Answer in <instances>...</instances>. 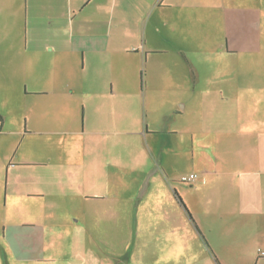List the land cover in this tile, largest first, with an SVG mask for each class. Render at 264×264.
I'll return each mask as SVG.
<instances>
[{"label":"crops","instance_id":"obj_1","mask_svg":"<svg viewBox=\"0 0 264 264\" xmlns=\"http://www.w3.org/2000/svg\"><path fill=\"white\" fill-rule=\"evenodd\" d=\"M216 59L264 61V0H0V214L131 220L145 264H264V74ZM46 133L69 137L20 155Z\"/></svg>","mask_w":264,"mask_h":264},{"label":"rangeland","instance_id":"obj_2","mask_svg":"<svg viewBox=\"0 0 264 264\" xmlns=\"http://www.w3.org/2000/svg\"><path fill=\"white\" fill-rule=\"evenodd\" d=\"M155 61L147 64L148 73L155 72L158 64L157 57H151ZM172 61H165L163 71L178 72L180 65ZM179 62V61H178ZM135 62H129L128 66H134ZM204 68L211 73H225L230 70L246 73H263L264 61L256 63L248 61L246 64L236 62L227 63L221 59L212 60L210 63L204 61ZM229 67H231L229 69ZM134 74V68L128 69ZM131 113H128V115ZM110 121L102 125V128L114 130L120 126L114 124L113 113L104 112ZM159 119L160 112L151 114ZM81 117V112H80ZM178 121V118H174ZM171 118L165 122L171 124ZM174 122V121H172ZM91 125L90 127H92ZM98 127V126H97ZM73 125L60 126L59 129L70 130ZM64 133H46L41 136H29L20 147V155L29 153L36 149L42 153H50L49 139H63L67 137ZM69 137V136H68ZM16 145L12 146V150ZM16 150V149H15ZM36 167L21 168L22 171L31 175L28 180L33 182L32 176ZM34 198L25 207L17 209L11 207L8 212L12 216L5 217L0 214V264H145L146 254L141 248L139 240L135 241V224L131 220L122 223H110L102 221V225H93V229L83 232V227L78 225H48L42 227L34 216L28 215V210H34ZM13 213V214H12ZM33 215V214H32ZM102 227V230L100 229ZM139 230H145V225H139ZM85 230V229H84ZM133 246V248H132Z\"/></svg>","mask_w":264,"mask_h":264},{"label":"built area","instance_id":"obj_3","mask_svg":"<svg viewBox=\"0 0 264 264\" xmlns=\"http://www.w3.org/2000/svg\"><path fill=\"white\" fill-rule=\"evenodd\" d=\"M196 178H197V175L195 173H190L187 175H181L180 176V180L183 182H187V183H191V182L195 181ZM258 253L262 256L264 255V251L259 250Z\"/></svg>","mask_w":264,"mask_h":264},{"label":"trees","instance_id":"obj_4","mask_svg":"<svg viewBox=\"0 0 264 264\" xmlns=\"http://www.w3.org/2000/svg\"><path fill=\"white\" fill-rule=\"evenodd\" d=\"M2 119L1 115H0V120Z\"/></svg>","mask_w":264,"mask_h":264}]
</instances>
